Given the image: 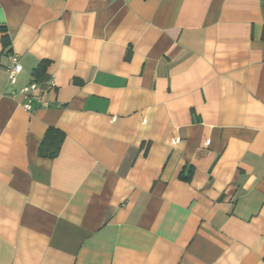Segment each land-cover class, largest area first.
<instances>
[{
	"label": "crops",
	"instance_id": "crops-1",
	"mask_svg": "<svg viewBox=\"0 0 264 264\" xmlns=\"http://www.w3.org/2000/svg\"><path fill=\"white\" fill-rule=\"evenodd\" d=\"M0 264H264V0H0Z\"/></svg>",
	"mask_w": 264,
	"mask_h": 264
},
{
	"label": "built area",
	"instance_id": "built-area-1",
	"mask_svg": "<svg viewBox=\"0 0 264 264\" xmlns=\"http://www.w3.org/2000/svg\"><path fill=\"white\" fill-rule=\"evenodd\" d=\"M22 67L16 55H8V63L5 65L7 74V85L11 88L7 96L12 99H19L21 107L26 112H32L37 108H47L49 102L46 94L55 87L53 79L48 81L46 91L40 90L36 81H32L27 85L14 89L18 75L21 73Z\"/></svg>",
	"mask_w": 264,
	"mask_h": 264
},
{
	"label": "trees",
	"instance_id": "trees-1",
	"mask_svg": "<svg viewBox=\"0 0 264 264\" xmlns=\"http://www.w3.org/2000/svg\"><path fill=\"white\" fill-rule=\"evenodd\" d=\"M8 43L6 40L4 41V45L6 46ZM61 132L56 129L50 128L47 130L45 137L40 146L39 152L41 155H47L49 157L54 156L57 153L59 144L61 142ZM46 141H48V147L45 146ZM52 141V142H51Z\"/></svg>",
	"mask_w": 264,
	"mask_h": 264
}]
</instances>
